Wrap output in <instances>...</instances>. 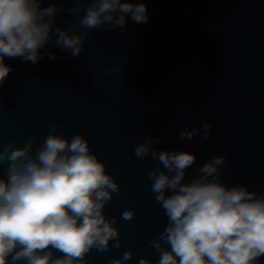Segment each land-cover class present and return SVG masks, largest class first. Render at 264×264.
<instances>
[{
    "label": "water",
    "instance_id": "water-1",
    "mask_svg": "<svg viewBox=\"0 0 264 264\" xmlns=\"http://www.w3.org/2000/svg\"><path fill=\"white\" fill-rule=\"evenodd\" d=\"M56 2L62 27L83 15L68 11L76 0ZM145 3L147 23L129 19L123 29H92L76 57L50 43L42 51L55 59L6 58L12 68L0 85V146L23 145L31 136L35 151L55 123L69 138L83 134L119 183L104 211L117 217L121 245L92 249L88 264H108L129 248L133 256L125 264L158 259L149 241L167 217L151 192L157 162L134 155L145 136H161L158 149L196 153L186 179L224 154L223 181L264 191V0ZM205 121L212 125L207 139L200 132L179 138L182 129ZM125 209L133 210L130 219L122 218Z\"/></svg>",
    "mask_w": 264,
    "mask_h": 264
},
{
    "label": "clouds",
    "instance_id": "clouds-1",
    "mask_svg": "<svg viewBox=\"0 0 264 264\" xmlns=\"http://www.w3.org/2000/svg\"><path fill=\"white\" fill-rule=\"evenodd\" d=\"M61 8L56 0H0V85L12 68L6 58L55 59L54 52L42 51L50 43L76 57L92 29H123L129 19H149L145 0H76L68 11L83 15L62 27L56 23ZM211 127L205 121L178 135L190 140L200 132L207 139ZM160 139L148 135L134 147L136 157L150 154L157 162L149 173L151 192L167 217L149 241L158 259L141 256L138 264H264V191L223 181L224 154H214L186 179L196 153L158 149ZM0 165H6L0 175V264H88L92 249L120 247L117 217L104 211L119 183L83 134L69 138L53 123L35 151L31 136L23 145L0 146ZM121 215L130 219L133 210ZM132 256L129 248L108 264H125Z\"/></svg>",
    "mask_w": 264,
    "mask_h": 264
}]
</instances>
